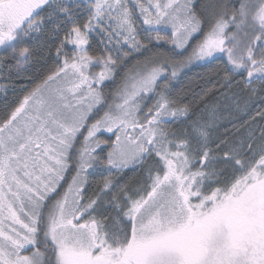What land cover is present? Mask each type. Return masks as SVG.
Returning <instances> with one entry per match:
<instances>
[{
	"label": "snow or ice",
	"instance_id": "snow-or-ice-1",
	"mask_svg": "<svg viewBox=\"0 0 264 264\" xmlns=\"http://www.w3.org/2000/svg\"><path fill=\"white\" fill-rule=\"evenodd\" d=\"M61 33L58 66L0 110V264H264V129L213 139L215 109L174 96L199 65L201 100L264 102V0H0L16 76ZM129 166L135 185L112 178Z\"/></svg>",
	"mask_w": 264,
	"mask_h": 264
},
{
	"label": "trees",
	"instance_id": "trees-1",
	"mask_svg": "<svg viewBox=\"0 0 264 264\" xmlns=\"http://www.w3.org/2000/svg\"><path fill=\"white\" fill-rule=\"evenodd\" d=\"M62 38L63 33H61L60 37L45 34L37 43L30 46L33 49V55L30 58L29 71L22 76H16L15 68L12 67L13 64L11 62L8 67L1 66L4 85L7 86L6 89L11 94L0 102V110H3L5 104L11 105L14 101L22 98L25 90L32 86V82H38L50 70L58 66V59L55 57L56 47ZM165 47L170 46L166 45ZM97 50L96 44L93 43V51ZM135 63L136 60H131L129 67ZM9 68H12L11 74L9 73ZM207 72L208 69L199 65L185 71L180 80L176 82L177 87L174 96L180 102L192 105L195 111V118L208 119L211 116L210 110L215 109V127L217 130L213 133V139H224L229 144L245 139L244 135L248 131V124H246L244 118L240 117V114L252 111L264 112V102H261L258 94L251 100H248V94L240 93L239 89L236 88L232 91L236 92L238 96H233L232 92H229L227 96L210 94L204 100H201L200 97L203 96V93L214 87V83L208 82ZM29 77H31V81ZM119 82V77H117L115 82H106L108 86L105 87V91L109 92L115 89ZM152 103L153 101L151 100L150 103H147V106H151ZM145 111H147V108ZM233 125L236 128H233ZM166 127L173 128L174 125L169 124ZM211 146L213 148L216 147L215 144ZM106 176L107 174L105 173L104 175L97 174L92 178L90 177L93 182L89 188L88 195H92L96 191L97 185ZM112 178L119 180L121 184L135 185L137 180L142 179V175L140 168L133 167V169L130 168L128 171L122 173H114Z\"/></svg>",
	"mask_w": 264,
	"mask_h": 264
},
{
	"label": "rangeland",
	"instance_id": "rangeland-1",
	"mask_svg": "<svg viewBox=\"0 0 264 264\" xmlns=\"http://www.w3.org/2000/svg\"><path fill=\"white\" fill-rule=\"evenodd\" d=\"M134 2V0H129V3H130V5H131V3H133ZM140 2H143V3H147V0H140ZM137 12H138V10H137ZM149 26H147V25H144L143 23H142V18L140 19V20H137V23H136V28H137V32L139 33V35H138V39H140L141 41H143V42H146V37H147V35H148V33L145 31V29L146 28H148ZM156 27H159L160 29H161V31H160V35H162V36H167V35H169V32H170V26H166V25H159V26H156ZM152 34V36L154 37L155 35H156V33L155 32H152L151 33ZM42 38V37H41ZM40 38V39H41ZM39 39V40H40ZM39 40H33V41H31L30 42V44H29V46H33L35 43H37ZM93 43H95L96 44V46H97V42H96V40H95V38H93V41H92V44ZM70 47L71 46H69V48H66L67 49V51L70 49ZM56 58H57V55L55 56ZM58 59V58H57ZM59 59H61L62 60V58L60 57ZM15 62L14 61H11V64H14ZM198 66V65H197ZM102 69H101V67H93V68H91V71L92 72H96V73H98L99 71H101ZM189 70V69H188ZM187 71V70H186ZM3 71L1 70L0 71V84L1 83H4L3 82V76H2V73ZM5 73V72H4ZM108 85H106V87H107ZM115 91V89H113V90H111V91H109V92H114ZM8 92V91H7ZM107 92V91H106ZM151 102V100H148V101H146L145 103L147 104V103H150ZM145 110H146V108H145ZM240 117L241 118H244L245 119V122H246V124H248V131L246 132V134L244 135L245 136V139L248 137V135L249 134H251V133H254L255 135H259V131L261 130V129H264V118H261V117H259V112H257V111H252V112H250V113H248V112H245V113H241L240 114ZM233 128H236V126H234L233 125ZM130 168H132L133 169V167L132 166H129L127 169H125L124 170V172L125 171H128ZM139 169V168H138ZM97 174H99V173H97ZM96 174V175H97ZM92 178V177H91ZM90 178V179H91Z\"/></svg>",
	"mask_w": 264,
	"mask_h": 264
},
{
	"label": "flooded vegetation",
	"instance_id": "flooded-vegetation-1",
	"mask_svg": "<svg viewBox=\"0 0 264 264\" xmlns=\"http://www.w3.org/2000/svg\"><path fill=\"white\" fill-rule=\"evenodd\" d=\"M11 54V49L9 50H5L4 48H0V60H7L8 57L10 56ZM2 65H0V71H1V67ZM1 84H4V83H1ZM7 86L5 87L4 90H0V102L4 99H6V97L11 94V92H9L8 89H6ZM8 91V92H7Z\"/></svg>",
	"mask_w": 264,
	"mask_h": 264
}]
</instances>
